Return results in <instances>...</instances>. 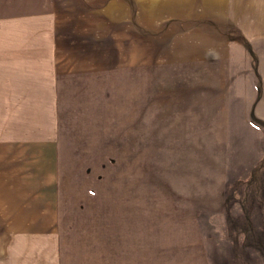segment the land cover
Returning a JSON list of instances; mask_svg holds the SVG:
<instances>
[{"label": "rangeland", "instance_id": "obj_1", "mask_svg": "<svg viewBox=\"0 0 264 264\" xmlns=\"http://www.w3.org/2000/svg\"><path fill=\"white\" fill-rule=\"evenodd\" d=\"M57 264H264V0H46Z\"/></svg>", "mask_w": 264, "mask_h": 264}, {"label": "crops", "instance_id": "obj_2", "mask_svg": "<svg viewBox=\"0 0 264 264\" xmlns=\"http://www.w3.org/2000/svg\"><path fill=\"white\" fill-rule=\"evenodd\" d=\"M46 3L0 0V264H57L62 62Z\"/></svg>", "mask_w": 264, "mask_h": 264}]
</instances>
